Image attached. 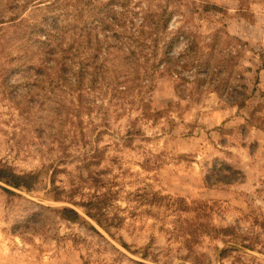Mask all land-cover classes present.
<instances>
[{
    "label": "rangeland",
    "instance_id": "obj_1",
    "mask_svg": "<svg viewBox=\"0 0 264 264\" xmlns=\"http://www.w3.org/2000/svg\"><path fill=\"white\" fill-rule=\"evenodd\" d=\"M86 1L104 7L101 16L128 3L127 22L138 24L167 0H63L60 9L0 0V264H264V0L169 3L171 29L197 35V62L212 45L233 60L221 76L247 87L242 106L199 86L197 67L183 71L185 82L146 71L143 58L128 65L127 93L113 91L109 75L77 89L86 54L73 28H83L78 9L91 13ZM206 3L216 8L198 10ZM46 11L67 19L65 46H78L64 76L39 44L29 54L14 39L13 23L40 22ZM114 50L109 69L122 77ZM13 66L22 71L10 76ZM70 210L78 222L63 217Z\"/></svg>",
    "mask_w": 264,
    "mask_h": 264
},
{
    "label": "trees",
    "instance_id": "obj_2",
    "mask_svg": "<svg viewBox=\"0 0 264 264\" xmlns=\"http://www.w3.org/2000/svg\"><path fill=\"white\" fill-rule=\"evenodd\" d=\"M62 1L63 0H54V2L49 4L48 9H53L55 6L58 9H60V7L64 8L66 5L61 6L60 3H62ZM78 1L82 2V0ZM171 1L173 0H167L166 4H159L158 10H152L150 8L144 10V13L139 18L140 22L138 24L133 21L129 23L127 22L126 12H128V3L121 2L119 4L123 9L120 14H117V12L111 7L115 13L107 12L104 16H101L104 14V7L94 6L90 1L83 3V9H87V12L90 10L91 13L89 16L87 14L83 15V11L81 12L79 11L80 9H78L76 14L78 15L79 13V17H82L83 28L78 24L73 28L74 30H77L78 28L79 31L80 29L82 30L83 33L79 34V38L82 37V55L86 54L82 60V69L78 72L79 74H82V81L76 82V84H78L77 89L82 82V90H84L83 82L89 78L90 80L88 81L91 82L92 86L93 83H98L97 76L101 75L104 80L107 81L105 76L109 75L108 82L109 85L112 86L111 89L116 91V93H127L131 89L129 80L131 70L128 68V65H135V63H139L143 58V61L147 66L145 68L146 71L150 69L154 73L160 71L168 73L170 76L176 75L185 82H188V79L182 76L183 71L197 67L199 68L198 73L202 72V74L206 76V79L202 80L197 78L198 75L196 73H193L196 77L195 81L199 86L200 84L209 83L220 95L224 94L223 90L225 92L228 91L226 94H228L233 100L236 99L233 101L234 104L240 106L244 105L248 100V94L246 93L247 87L241 85L238 90L239 87H232L230 82H228L225 77L222 78L221 76L222 74H228L231 71L229 68L231 69L232 67L229 64L233 60H228L225 56L220 55V53L214 54L215 46L212 45L208 47L210 53L207 57H203V60L197 62L199 58L193 57L192 55L194 52H201L202 49L198 48L199 42L196 39V33L188 31L185 26H180L173 30L170 27V23L174 17V13L170 11V9H172L169 5ZM246 1L248 0H240L241 4ZM12 3L13 2L11 1V4ZM109 6L113 5L109 4L108 7ZM197 8L203 13H208L216 7L206 3L198 5ZM245 10L246 8L243 7L242 11ZM15 14L16 15L10 21L18 20L16 17L19 16V12L16 11ZM84 16L90 18L93 17L97 20L87 22V20L83 18ZM77 19L75 20L76 22ZM36 20L37 19L34 18L23 19L13 23L12 28L15 29L17 35L14 38L17 39L15 42H19V45L26 49L29 54V49L35 44H39L41 54H43L44 57H47V60L49 61L60 63L63 69L62 76L66 75L69 71L68 68H66V63H71L69 65L70 67H73L77 63L75 62V57L69 58L68 55L72 54L71 52L73 49H77L78 47L74 45L69 47L65 46V43L68 41H66V34L64 33L66 28L65 22L67 19H63L64 21H61L60 19L58 20V17H51L46 11V13L43 14V17L41 16L40 22ZM73 24L75 23H70V26ZM78 33L79 32L76 34ZM14 39H11V41H14ZM182 40L186 42L185 54L175 56V48L182 42ZM113 50L119 55L121 54V57L124 60V63L120 64L126 69L123 71L125 73L121 74L123 75L122 77L118 75L116 70L109 69L110 66L116 68V65L110 64L115 62L113 58L110 59L109 57ZM131 61L135 63L133 64ZM47 64L48 63H42L40 68ZM25 68L24 71L26 72L34 71L33 66L26 67L25 65ZM180 69H182V72ZM21 71V68H14L13 66L8 70V74L10 76H15ZM41 72L40 69L37 71V73ZM224 84L225 86H223ZM132 85H135L136 87L139 84L135 82ZM221 181L226 184L230 183L226 180ZM92 207L97 209V214L99 215L101 208H98L95 205H92ZM101 216L102 215L100 214V217ZM63 217L70 222H78L80 220L78 214L74 213L72 210L66 211L65 216Z\"/></svg>",
    "mask_w": 264,
    "mask_h": 264
}]
</instances>
